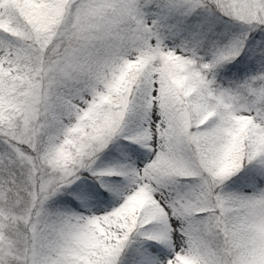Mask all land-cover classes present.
I'll use <instances>...</instances> for the list:
<instances>
[{"label":"snow or ice","instance_id":"snow-or-ice-1","mask_svg":"<svg viewBox=\"0 0 264 264\" xmlns=\"http://www.w3.org/2000/svg\"><path fill=\"white\" fill-rule=\"evenodd\" d=\"M0 264H264V0H0Z\"/></svg>","mask_w":264,"mask_h":264}]
</instances>
